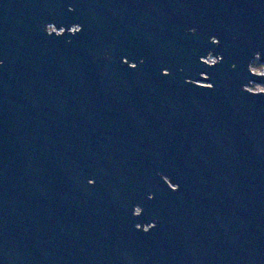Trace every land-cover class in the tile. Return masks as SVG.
Wrapping results in <instances>:
<instances>
[{"label":"water","instance_id":"95a60500","mask_svg":"<svg viewBox=\"0 0 264 264\" xmlns=\"http://www.w3.org/2000/svg\"><path fill=\"white\" fill-rule=\"evenodd\" d=\"M0 264H264V0H0Z\"/></svg>","mask_w":264,"mask_h":264},{"label":"flooded vegetation","instance_id":"af4514ba","mask_svg":"<svg viewBox=\"0 0 264 264\" xmlns=\"http://www.w3.org/2000/svg\"><path fill=\"white\" fill-rule=\"evenodd\" d=\"M49 29L51 30V29H52V26H50ZM256 59H258V58H256ZM254 61H255V60H254Z\"/></svg>","mask_w":264,"mask_h":264}]
</instances>
